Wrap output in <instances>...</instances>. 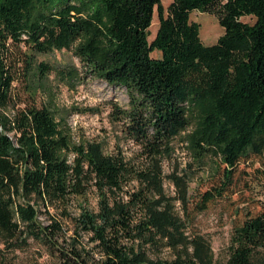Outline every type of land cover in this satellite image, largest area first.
I'll list each match as a JSON object with an SVG mask.
<instances>
[{"label":"trees","instance_id":"1","mask_svg":"<svg viewBox=\"0 0 264 264\" xmlns=\"http://www.w3.org/2000/svg\"><path fill=\"white\" fill-rule=\"evenodd\" d=\"M162 1L0 0V264L31 242L52 264H264V205L235 211L223 259L196 226L212 203H236L239 178L264 185V0ZM192 11L217 18V43L201 41ZM55 49L81 64L56 70L63 79L127 90L110 117L134 156L76 139L54 105L36 104L32 76L55 69L37 55ZM190 127L191 163L166 174ZM207 167L212 185L191 195Z\"/></svg>","mask_w":264,"mask_h":264},{"label":"rangeland","instance_id":"2","mask_svg":"<svg viewBox=\"0 0 264 264\" xmlns=\"http://www.w3.org/2000/svg\"><path fill=\"white\" fill-rule=\"evenodd\" d=\"M172 0H163L162 4L166 9ZM154 18L150 26L149 42H151L158 30L157 7L154 10ZM190 19L201 27L200 39L207 45L217 43L218 38L224 34V28L220 26L217 18L209 13L192 11ZM242 20L248 22L252 18L245 17ZM159 52H153L152 57H158ZM37 61H43L52 65L55 69L48 74L45 79L38 77V73L32 76L33 95L36 104L47 102L48 105H54L58 118L63 119L72 127L76 139L89 138L102 142L105 152L115 153L121 150L130 158L137 152V147L130 141H127L122 135L119 125L111 120L110 102H116L118 105L128 107L129 97L127 90L121 86L109 85L101 79L83 78L82 80H65L60 77L56 70L65 71L71 67L81 68L80 61L74 55L72 50H52L47 54L37 55ZM35 68V67H34ZM36 71V70H35ZM29 85V84H28ZM26 82L21 80L19 84V93L21 99L27 95ZM187 132L182 133L175 142V154L164 161L166 174L179 171L188 167L192 157L187 150V142L184 138ZM254 167L260 165L257 161ZM247 166L241 165L245 170ZM252 168H247L251 172ZM241 181L237 185L238 193L234 196L236 203L230 204L226 201L212 203L206 212L199 214L196 218L197 229L212 242L215 256L223 259L226 249L229 245V238L233 229L235 220V211L243 210H261L264 205V185L258 182L250 183L244 186L245 178H239ZM209 168L202 170L191 179L189 193L195 194L207 190L212 185ZM166 189L169 194H173L174 187L166 180ZM89 204L91 208H97V198L91 195ZM241 215V216H242ZM44 219V217L42 218ZM0 247L3 246L0 244ZM16 264H52L53 260L48 255L44 245L31 242L25 249L17 250L10 257Z\"/></svg>","mask_w":264,"mask_h":264}]
</instances>
